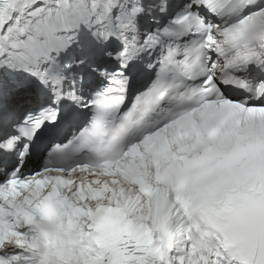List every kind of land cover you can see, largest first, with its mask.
<instances>
[{
    "label": "snow or ice",
    "instance_id": "obj_1",
    "mask_svg": "<svg viewBox=\"0 0 264 264\" xmlns=\"http://www.w3.org/2000/svg\"><path fill=\"white\" fill-rule=\"evenodd\" d=\"M0 264H264V0H0Z\"/></svg>",
    "mask_w": 264,
    "mask_h": 264
}]
</instances>
